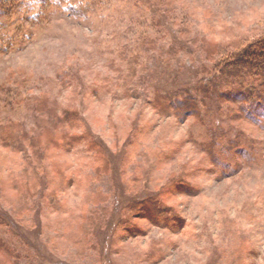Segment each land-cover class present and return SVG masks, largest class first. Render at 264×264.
<instances>
[{"label": "rangeland", "instance_id": "obj_1", "mask_svg": "<svg viewBox=\"0 0 264 264\" xmlns=\"http://www.w3.org/2000/svg\"><path fill=\"white\" fill-rule=\"evenodd\" d=\"M97 3L5 17L0 264H264V115L163 99L251 50L264 0Z\"/></svg>", "mask_w": 264, "mask_h": 264}, {"label": "trees", "instance_id": "obj_2", "mask_svg": "<svg viewBox=\"0 0 264 264\" xmlns=\"http://www.w3.org/2000/svg\"><path fill=\"white\" fill-rule=\"evenodd\" d=\"M66 1L69 2V5L65 7V11L73 17L79 18L84 17L91 10L96 9L97 5H100L97 3V0H8L7 5L0 3L1 50L11 48L13 44L9 42L12 40L10 36L14 38L16 36L15 31H12L14 35H11V28L14 27L12 20H5V17L9 15L13 17L16 14H21V16L27 14L29 17L33 16L34 18H29L30 20H26L25 22L36 21L34 19L37 18V13L29 15L33 9L32 4L36 3L46 8L54 7L60 9L64 8L63 3ZM251 45L253 46L251 50L245 51L235 60L223 62L219 69H214L208 77H204L202 80L198 79L201 72L196 71L194 75L198 83L195 85L188 86L182 84L180 91L178 90V93H175L174 96L170 92L167 93L163 97L164 100L168 102L175 100L177 102L176 104L170 103L169 105L175 116L186 118L196 115V109L206 105L205 100L207 98L221 99L222 101L235 104L237 107L236 111L238 114L243 115L241 116L243 119L253 121L257 120L254 118L255 115H258V117L264 115V36ZM226 90L229 95H227ZM160 107L162 108V106ZM162 110L165 112L169 108H163ZM226 136L227 133L225 132H214L211 135L209 143L222 148V153L224 152V148L228 152H237L239 148L237 140L227 141ZM72 139L74 141L75 138ZM213 158L216 162L215 157Z\"/></svg>", "mask_w": 264, "mask_h": 264}]
</instances>
